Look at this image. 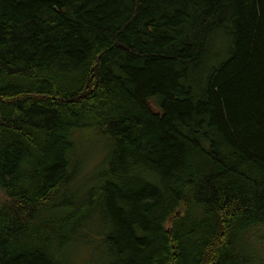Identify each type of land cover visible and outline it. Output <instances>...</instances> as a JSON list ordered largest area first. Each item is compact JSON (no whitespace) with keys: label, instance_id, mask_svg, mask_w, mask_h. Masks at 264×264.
<instances>
[{"label":"trees","instance_id":"16d2710c","mask_svg":"<svg viewBox=\"0 0 264 264\" xmlns=\"http://www.w3.org/2000/svg\"><path fill=\"white\" fill-rule=\"evenodd\" d=\"M0 193V264H264V0H0Z\"/></svg>","mask_w":264,"mask_h":264},{"label":"rangeland","instance_id":"374dc122","mask_svg":"<svg viewBox=\"0 0 264 264\" xmlns=\"http://www.w3.org/2000/svg\"><path fill=\"white\" fill-rule=\"evenodd\" d=\"M101 157L102 160H105L107 155L106 151L104 150V145H101V152L99 154V158ZM3 199L2 194L0 193V201Z\"/></svg>","mask_w":264,"mask_h":264}]
</instances>
